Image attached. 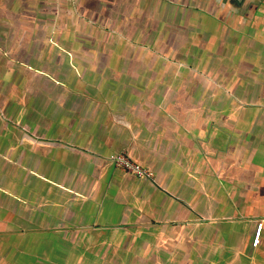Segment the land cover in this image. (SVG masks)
I'll return each instance as SVG.
<instances>
[{"label": "crops", "instance_id": "obj_1", "mask_svg": "<svg viewBox=\"0 0 264 264\" xmlns=\"http://www.w3.org/2000/svg\"><path fill=\"white\" fill-rule=\"evenodd\" d=\"M0 264H264V0H0Z\"/></svg>", "mask_w": 264, "mask_h": 264}, {"label": "built area", "instance_id": "obj_2", "mask_svg": "<svg viewBox=\"0 0 264 264\" xmlns=\"http://www.w3.org/2000/svg\"><path fill=\"white\" fill-rule=\"evenodd\" d=\"M110 159L113 161V163L117 167L127 171L128 173H131L139 177L148 178L151 180L154 179V174L150 169L141 165L138 162H135L125 151H121V152L111 155ZM262 226H263V223H259L257 232L255 234V238L253 241L254 245H257L260 240Z\"/></svg>", "mask_w": 264, "mask_h": 264}]
</instances>
